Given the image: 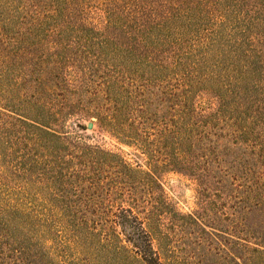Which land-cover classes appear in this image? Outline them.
I'll list each match as a JSON object with an SVG mask.
<instances>
[{"label":"trees","instance_id":"obj_1","mask_svg":"<svg viewBox=\"0 0 264 264\" xmlns=\"http://www.w3.org/2000/svg\"><path fill=\"white\" fill-rule=\"evenodd\" d=\"M159 170L218 215L176 211ZM166 215L208 251L226 234L227 264H264V0H0V264H67L48 244L67 221L119 225L145 264H195Z\"/></svg>","mask_w":264,"mask_h":264},{"label":"rangeland","instance_id":"obj_2","mask_svg":"<svg viewBox=\"0 0 264 264\" xmlns=\"http://www.w3.org/2000/svg\"><path fill=\"white\" fill-rule=\"evenodd\" d=\"M59 32L67 33V31ZM55 42L56 44L60 42L67 43V37L63 34L62 36L55 35L50 42L45 40L38 42L37 47H45L49 50L52 46H55ZM75 122H79L81 128L75 125ZM89 122L92 123L91 128H87ZM65 126V130L68 132L81 135L83 141L119 153L132 166L138 165L142 170L148 169L145 155L136 150L134 146L119 142L108 132L99 128L94 117L81 119L79 116L71 115L67 117ZM156 175L167 200L180 214L198 216L203 222H211L207 219V216L218 215L213 204L206 205L202 202L198 186L191 178L177 172L163 170L157 171ZM171 220L172 218L168 215L164 218L165 225L168 228L167 231L171 232L169 239L172 245L184 250L183 254L192 255V258L196 261L195 264H217L218 260L221 264L228 263L226 253L228 252L229 243L226 240V234L212 236L213 241L211 242L217 244L219 248L212 244L215 248L208 251L206 247L196 245L195 243L198 241L187 235V227L182 231L170 229ZM73 224L76 223L67 221V230L53 233L48 241L54 254L62 255L67 260V264H145L142 259L144 254L131 245V237V241H129L128 236L121 230L119 225L115 227L114 231L98 227L89 229L84 224L72 226ZM87 225H91V223L89 222ZM202 237H205V235L202 234Z\"/></svg>","mask_w":264,"mask_h":264},{"label":"water","instance_id":"obj_3","mask_svg":"<svg viewBox=\"0 0 264 264\" xmlns=\"http://www.w3.org/2000/svg\"><path fill=\"white\" fill-rule=\"evenodd\" d=\"M91 127H92V123L89 122V123L87 124V128H91Z\"/></svg>","mask_w":264,"mask_h":264}]
</instances>
